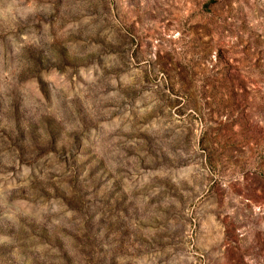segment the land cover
<instances>
[{
    "label": "rangeland",
    "instance_id": "374dc122",
    "mask_svg": "<svg viewBox=\"0 0 264 264\" xmlns=\"http://www.w3.org/2000/svg\"><path fill=\"white\" fill-rule=\"evenodd\" d=\"M0 264H264V0H0Z\"/></svg>",
    "mask_w": 264,
    "mask_h": 264
}]
</instances>
